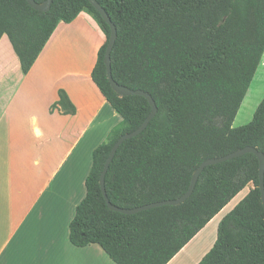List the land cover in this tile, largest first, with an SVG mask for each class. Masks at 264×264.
Masks as SVG:
<instances>
[{
  "label": "trees",
  "instance_id": "obj_1",
  "mask_svg": "<svg viewBox=\"0 0 264 264\" xmlns=\"http://www.w3.org/2000/svg\"><path fill=\"white\" fill-rule=\"evenodd\" d=\"M42 2L44 0H35ZM117 30L113 79L151 95L157 113L118 147L105 175L109 201L122 208L175 199L208 158L245 146L264 153V98L252 120L233 127L264 53V0H97ZM88 13L106 36L91 78L121 121L92 152L85 197L69 224L78 247L98 244L116 264H167L240 191L246 195L220 220L211 249L197 264H264V205L253 153L206 166L178 205L134 214L111 210L99 176L116 140L135 130L151 106L142 95L111 88L104 53L110 26L88 0H53L42 12L27 0H0V38L7 35L27 73L59 23ZM75 106L62 89L50 107Z\"/></svg>",
  "mask_w": 264,
  "mask_h": 264
},
{
  "label": "crops",
  "instance_id": "obj_2",
  "mask_svg": "<svg viewBox=\"0 0 264 264\" xmlns=\"http://www.w3.org/2000/svg\"><path fill=\"white\" fill-rule=\"evenodd\" d=\"M105 41L82 11L57 25L23 73L7 35L0 38V264H116L98 244L78 247L69 240L92 152L121 121L91 78ZM60 89L75 113L50 109ZM247 192L240 191L167 264H197L213 246L220 220Z\"/></svg>",
  "mask_w": 264,
  "mask_h": 264
},
{
  "label": "water",
  "instance_id": "obj_3",
  "mask_svg": "<svg viewBox=\"0 0 264 264\" xmlns=\"http://www.w3.org/2000/svg\"><path fill=\"white\" fill-rule=\"evenodd\" d=\"M52 1L53 0H44V1L39 3V2H36L35 0H27V2L29 3V5L31 7H33L34 9H36L38 11H42V12L48 11L50 9ZM88 1L95 7V9L100 13L102 18L104 19V21L110 26V36L108 38V44L106 46V50L104 53V64L106 67V73H107V77H108L111 88L119 96L142 95L148 100V102L151 106V109H150L148 115L145 117V119L139 125V127H137L135 130H133L131 132L124 133L121 136H119V138L113 144V146H112V148H111V150H110V152H109V154L105 160V163L103 165L102 171H101L100 176H99V184H100L102 194L105 198V201H106L108 207L111 210L118 211V212H121L124 214H134V213L140 212L142 210H146V209H150V208H154V207H158V206H162V205H178L180 203H183L191 195V193L193 192L194 187L197 183V180H198L200 173L203 171V169L206 166L211 165V164H216L219 162H223V161L229 160L231 158L243 155L245 153H253L258 158V162H259V189L261 192L262 203L264 205V153L257 150L256 148H254L252 146H245L243 148L237 149V150H235L229 154H226L224 156L208 158V159H205L204 161H202L200 163V165L193 171L192 176H191V180H190V184H189L187 191L185 193H183L178 198L152 202V203L144 204V205L133 207V208H122V207L113 205L109 201V199L107 198V195H106L105 185H104L105 184V175L108 171L110 163L113 160V157H114L118 147L121 145V143L124 140L138 135L147 127L148 123L151 121V119L157 113V106L155 104V101L153 100V98L151 97V95L149 93H147L141 89H131L127 86H124V85L117 83L113 79L112 73H111L110 53H111V50L113 48V45H114L116 37H117V30H116L114 23L111 21L109 15L105 11V9L97 2V0H88Z\"/></svg>",
  "mask_w": 264,
  "mask_h": 264
},
{
  "label": "rangeland",
  "instance_id": "obj_4",
  "mask_svg": "<svg viewBox=\"0 0 264 264\" xmlns=\"http://www.w3.org/2000/svg\"><path fill=\"white\" fill-rule=\"evenodd\" d=\"M261 59L263 62L264 53ZM262 71L264 72V67L260 65L251 80L249 90L239 106L237 114L233 120V127H240L248 124L252 120L259 103L264 98V79L260 78L261 74H264L261 73ZM251 186V184L248 185L246 191L249 190Z\"/></svg>",
  "mask_w": 264,
  "mask_h": 264
}]
</instances>
